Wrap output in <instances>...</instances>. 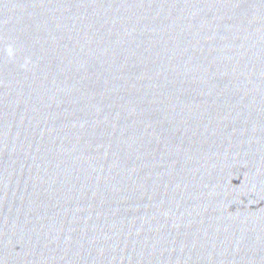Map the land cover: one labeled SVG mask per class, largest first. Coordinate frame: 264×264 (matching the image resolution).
Instances as JSON below:
<instances>
[{
    "label": "water",
    "instance_id": "water-1",
    "mask_svg": "<svg viewBox=\"0 0 264 264\" xmlns=\"http://www.w3.org/2000/svg\"><path fill=\"white\" fill-rule=\"evenodd\" d=\"M0 264H264V0H0Z\"/></svg>",
    "mask_w": 264,
    "mask_h": 264
}]
</instances>
